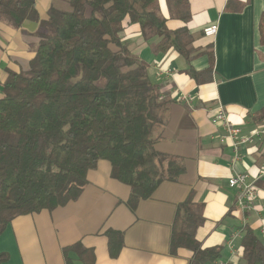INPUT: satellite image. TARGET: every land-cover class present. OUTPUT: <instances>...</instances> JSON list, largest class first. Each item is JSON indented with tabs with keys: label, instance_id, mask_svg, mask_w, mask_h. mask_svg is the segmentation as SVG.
I'll list each match as a JSON object with an SVG mask.
<instances>
[{
	"label": "trees",
	"instance_id": "trees-1",
	"mask_svg": "<svg viewBox=\"0 0 264 264\" xmlns=\"http://www.w3.org/2000/svg\"><path fill=\"white\" fill-rule=\"evenodd\" d=\"M70 11L50 7L39 21L35 0H0V22L20 29L38 23V43L27 70L7 73L0 98V235L16 217L52 211L78 199L88 171L109 163L112 179L129 188L126 206L134 211L163 182H175L183 162L154 148L166 126L171 100L163 99L147 66L121 42L124 23L136 24L152 54L174 50L198 85L210 81L208 67L189 63L200 52L186 27L169 31L155 0H62ZM178 18L189 17L187 0H167ZM226 9L237 11L227 4ZM264 45V11L258 20ZM264 123V108L258 115ZM263 126V125H262ZM203 206L188 196L171 225L169 250L191 254L188 264H213L220 248H202L196 231ZM108 253L116 257L122 234L107 231ZM244 264H264V246L245 226L240 241ZM65 264H93L91 249L76 243L61 250ZM75 256L74 262L69 254ZM7 256L0 254V263Z\"/></svg>",
	"mask_w": 264,
	"mask_h": 264
},
{
	"label": "crops",
	"instance_id": "crops-1",
	"mask_svg": "<svg viewBox=\"0 0 264 264\" xmlns=\"http://www.w3.org/2000/svg\"><path fill=\"white\" fill-rule=\"evenodd\" d=\"M188 20L178 18L167 0H155L169 31L186 27L193 47L200 52L189 66L195 72L208 67L202 52L212 44L213 69L210 81L196 84L187 74L188 64L174 50L152 54L136 24L124 23L121 42L143 62L163 99L171 100L168 121L154 148L183 162L184 172L175 182H163L152 196L140 201L134 211L126 206L129 188L110 176V165L99 161L86 175L87 185L77 200L52 211L19 216L0 235V264H65L61 250L79 243L91 249L93 264H188L189 251L169 250L171 225L177 206L188 196L203 206V223L196 231L202 248H220L215 263L244 264L240 241L247 226L264 246V140L241 145L220 141L225 130L214 125V109L221 106L226 119L248 134L264 126L258 115L264 108V45L259 41L258 20L264 0H187ZM227 4L237 11L226 9ZM50 7L68 11L58 0H35L39 21L46 20ZM216 25L214 37L202 30ZM38 23L27 20L20 29L0 22V98L7 73L27 70L35 55ZM182 96L191 98L186 104ZM237 174L254 182L257 195L252 209L236 205L237 191L227 185ZM107 231L122 234L116 257L108 253ZM231 243V249L228 243ZM69 257L74 262L75 256ZM213 263V264H215Z\"/></svg>",
	"mask_w": 264,
	"mask_h": 264
},
{
	"label": "built area",
	"instance_id": "built-area-1",
	"mask_svg": "<svg viewBox=\"0 0 264 264\" xmlns=\"http://www.w3.org/2000/svg\"><path fill=\"white\" fill-rule=\"evenodd\" d=\"M217 32V26L211 25L202 30V35L206 38H212ZM180 101L189 104L191 98L188 96H182ZM211 122L214 125H220L224 128L225 134L220 138L221 142L225 140L231 141V146L234 151L238 150V147L241 145L249 144L253 141H263L264 140V126L257 127L248 134H241L240 129L236 128L231 124L225 115V111L221 106H218L214 109V114L211 118ZM264 172V165H263ZM227 185L231 189L237 191L236 205L239 209L243 211H249L252 209V203L257 195V187H255L254 182L247 183V176L244 174H237L229 178ZM264 236V230H262ZM228 247L231 249L232 245L229 242ZM222 264V263H215Z\"/></svg>",
	"mask_w": 264,
	"mask_h": 264
},
{
	"label": "rangeland",
	"instance_id": "rangeland-1",
	"mask_svg": "<svg viewBox=\"0 0 264 264\" xmlns=\"http://www.w3.org/2000/svg\"><path fill=\"white\" fill-rule=\"evenodd\" d=\"M58 2H63V3H65V4L68 6V11H70V7H69V5H68L66 2H64V1H62V0H58Z\"/></svg>",
	"mask_w": 264,
	"mask_h": 264
}]
</instances>
